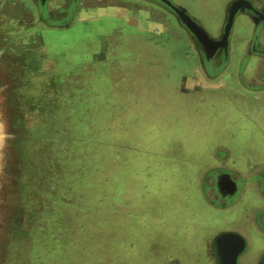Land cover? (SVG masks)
Segmentation results:
<instances>
[{
  "label": "rangeland",
  "instance_id": "rangeland-1",
  "mask_svg": "<svg viewBox=\"0 0 264 264\" xmlns=\"http://www.w3.org/2000/svg\"><path fill=\"white\" fill-rule=\"evenodd\" d=\"M170 1L212 36L228 0ZM78 7L45 25L73 26L80 15L111 20L94 63L57 70L23 52L4 58L0 264H203V239L249 218L250 209L234 221L206 207L214 198L206 191L226 172L215 168L223 152L239 188L262 163L264 93L241 88L248 75L237 76L234 59L207 80L152 0ZM14 27L4 30L12 39L21 33ZM16 43L9 49L23 51ZM210 213L218 220L200 238Z\"/></svg>",
  "mask_w": 264,
  "mask_h": 264
},
{
  "label": "flooded vegetation",
  "instance_id": "flooded-vegetation-1",
  "mask_svg": "<svg viewBox=\"0 0 264 264\" xmlns=\"http://www.w3.org/2000/svg\"><path fill=\"white\" fill-rule=\"evenodd\" d=\"M28 1L36 8L38 18L43 23L47 24L49 19H68L71 17L74 8H78L80 0H75L74 2L72 0H48L43 7L39 6V0ZM231 1L234 0H228L226 3L222 16L223 19ZM238 1L239 11L235 17L238 30L236 33L232 32L231 34L229 50L226 53L223 50L216 51L210 57L208 67L203 51L194 49L192 50L193 56L198 62V70L201 71L202 75L209 81L217 80L218 77L224 73V70L229 68L231 60L234 59L236 62L232 65L236 69L235 72L240 74L237 76H240L244 80L243 76L248 75L247 80H244L246 83L243 84L246 86H241V88L246 90L251 88L248 91L252 93H264V0ZM256 22L257 24L255 25ZM222 23L223 20L219 25L217 33L212 35L211 38L217 39L219 37ZM257 30L258 33L255 38L254 35ZM185 34L186 36L188 35L186 32ZM187 37L192 44L193 41L190 38L191 36L188 35ZM233 39L235 40L234 42ZM236 82L237 85L243 83L241 80L237 79ZM228 85L230 86V84ZM233 86L232 84L231 88ZM261 129L259 128V130L256 131H264V129ZM222 155H224L222 159L217 155L219 160H217L218 165H216L215 168L222 169L223 167L226 172L216 174L214 181L208 178L212 183L211 187L208 188L206 192H211L214 198H207V204L213 211L230 212L231 216L227 219L231 218V220L234 221L239 217H236V215L241 214L245 209H250V215L249 218L242 223L240 229L236 231H219L214 233L209 239H203L205 242L202 247L204 248L207 259L201 263L220 264L219 247H217L216 240L223 234H230L237 237L239 236L242 243L236 239L224 241L222 246H220L224 248L223 254L229 256L239 251L235 258V264H259L264 257V157L262 163L254 172L241 176L244 182L242 187L239 188L237 186V178H240V175L234 174L233 170L225 168L224 163L227 159L226 153L223 152ZM259 168L263 169L259 172ZM205 176L207 177V175ZM205 176L204 179H206ZM232 182L235 183L236 188L233 186ZM203 188L204 185H202V189ZM212 216L213 220H218L217 217L210 213V219H206L203 225L204 227L200 229V238L207 237L205 236L206 233L207 235L209 233L207 229L211 226V223H213L211 219Z\"/></svg>",
  "mask_w": 264,
  "mask_h": 264
},
{
  "label": "crops",
  "instance_id": "crops-1",
  "mask_svg": "<svg viewBox=\"0 0 264 264\" xmlns=\"http://www.w3.org/2000/svg\"><path fill=\"white\" fill-rule=\"evenodd\" d=\"M78 14H80L79 7L77 10V15ZM29 15H32V17L36 19L35 24L30 25V22L28 23V21H25L28 19ZM101 16L102 15L99 17ZM161 18L165 23L163 17ZM171 18L173 20L172 25H175L178 31L175 32L170 23L165 24L167 28L171 29L173 33L175 32L176 37L185 38L187 46L190 44L191 50H194L193 43L191 44V41L187 37L188 35L186 36L185 32L179 27L172 16ZM14 22L19 27V29H17L18 32L22 34L19 33L18 37L13 38V40L11 37L5 35L4 30L6 27L9 30L11 28H17L14 27ZM111 22V20L104 18H94V16L85 17L80 15L77 18V23L73 26L69 24L66 27L59 28L47 27L45 23L38 18L36 8L28 0H0V82H2L1 80L3 77L5 56L13 55L18 58L20 52L26 53V56L31 60L34 66L47 63L52 64L53 68L57 70H63L65 67L71 65L81 70L82 65L88 62L94 63V56L98 55L102 41L99 31L100 29H103L105 33L110 31ZM20 24L21 26H19ZM8 39H12L11 42L13 43L6 45L5 43ZM14 42H18L16 44L23 47L24 50H17L18 52L16 53V51L13 52L12 49H9L13 48ZM32 43H34L35 47L32 46L34 48L31 47L32 49H29ZM11 63L13 64V62ZM11 67V71H13L14 67ZM199 194L198 192V195ZM203 205L206 204L204 203ZM206 207H209V205H206Z\"/></svg>",
  "mask_w": 264,
  "mask_h": 264
},
{
  "label": "water",
  "instance_id": "water-1",
  "mask_svg": "<svg viewBox=\"0 0 264 264\" xmlns=\"http://www.w3.org/2000/svg\"><path fill=\"white\" fill-rule=\"evenodd\" d=\"M48 0H39L38 4L43 7ZM73 2L75 0H72ZM157 3L158 6L162 7L167 13H169L177 22V24L191 37L193 41V48L203 51L206 58V65L209 66L210 57L218 50H223L225 53L229 50L231 32L235 22V17L239 11V1H231L226 9V13L223 19L222 27L220 29V34L217 39L211 38L209 34L199 25L191 16L188 15L185 9L174 5L170 0H152ZM62 24H66L63 22ZM257 22L255 23V25ZM258 27V26H256ZM258 30L256 31L254 37L256 38ZM233 183V182H232ZM233 186L236 188L235 183ZM236 239L242 243L240 237L233 236L230 234H223L216 240L217 247H219V261L220 264H235V258L238 255L237 251L233 254L226 256L224 253V248L220 247L224 241ZM259 264H264V257Z\"/></svg>",
  "mask_w": 264,
  "mask_h": 264
}]
</instances>
